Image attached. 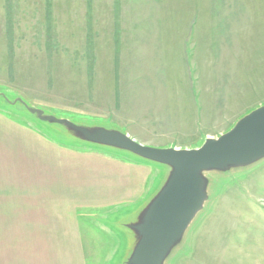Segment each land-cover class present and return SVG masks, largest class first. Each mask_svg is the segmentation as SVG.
Wrapping results in <instances>:
<instances>
[{
  "label": "rangeland",
  "instance_id": "rangeland-1",
  "mask_svg": "<svg viewBox=\"0 0 264 264\" xmlns=\"http://www.w3.org/2000/svg\"><path fill=\"white\" fill-rule=\"evenodd\" d=\"M264 108V0H0V264H129L171 169ZM164 264H264V158L205 170Z\"/></svg>",
  "mask_w": 264,
  "mask_h": 264
},
{
  "label": "water",
  "instance_id": "water-1",
  "mask_svg": "<svg viewBox=\"0 0 264 264\" xmlns=\"http://www.w3.org/2000/svg\"><path fill=\"white\" fill-rule=\"evenodd\" d=\"M69 125L90 142L171 169L166 185L131 226L136 245L129 264H164L203 207L201 172L242 166L264 158V108L242 119L218 139H208L198 149H156L116 131H90Z\"/></svg>",
  "mask_w": 264,
  "mask_h": 264
}]
</instances>
